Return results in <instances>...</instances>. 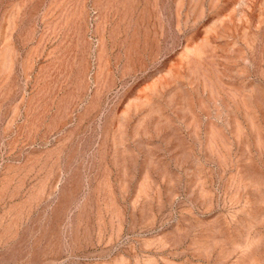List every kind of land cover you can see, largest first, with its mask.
<instances>
[{
  "label": "rangeland",
  "instance_id": "obj_1",
  "mask_svg": "<svg viewBox=\"0 0 264 264\" xmlns=\"http://www.w3.org/2000/svg\"><path fill=\"white\" fill-rule=\"evenodd\" d=\"M0 264H264V0H0Z\"/></svg>",
  "mask_w": 264,
  "mask_h": 264
}]
</instances>
